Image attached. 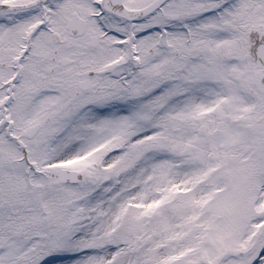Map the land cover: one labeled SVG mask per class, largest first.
Segmentation results:
<instances>
[{"label": "snow or ice", "instance_id": "snow-or-ice-1", "mask_svg": "<svg viewBox=\"0 0 264 264\" xmlns=\"http://www.w3.org/2000/svg\"><path fill=\"white\" fill-rule=\"evenodd\" d=\"M0 264H264V0H0Z\"/></svg>", "mask_w": 264, "mask_h": 264}]
</instances>
